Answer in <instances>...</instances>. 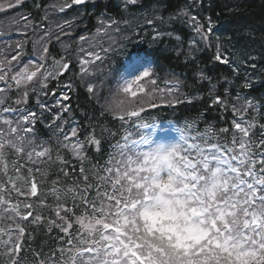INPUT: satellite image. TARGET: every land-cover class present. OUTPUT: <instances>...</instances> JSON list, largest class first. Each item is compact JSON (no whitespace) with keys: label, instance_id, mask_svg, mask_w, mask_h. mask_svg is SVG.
Returning <instances> with one entry per match:
<instances>
[{"label":"trees","instance_id":"obj_1","mask_svg":"<svg viewBox=\"0 0 264 264\" xmlns=\"http://www.w3.org/2000/svg\"><path fill=\"white\" fill-rule=\"evenodd\" d=\"M63 2L22 0L20 6L8 9V4L14 5L15 0H0L3 6L0 9V34L19 31L21 37L0 44L3 54L0 58L9 60L11 57L7 53L20 42L23 49L20 69L30 61L26 58L30 53L41 52L33 35L50 33L42 39L46 40L43 49L48 48L47 59L43 62L53 76L46 80L34 78L19 87L14 81H8L7 92H1L0 97L4 101L0 103L1 107L25 108L36 114L34 121L23 125L32 129L27 134L21 133L26 135L23 152L6 149V173L0 165V185L7 188L5 197H10L12 204H18L20 212L25 206H31L23 215L31 212L32 216L27 220L19 216L17 222L25 230V235L20 238L23 251L19 255L23 259L25 253L36 259L40 257V261H48L49 257L56 259L59 247L69 248L65 244L69 236L82 232L79 219L94 215L93 206L99 208L102 201L107 205L103 193L110 189L101 185L99 177L105 175L103 169L109 166L110 157L116 153L115 146L121 143L124 134L123 121L108 110L107 105L122 83L118 77L119 68L131 50L145 49L152 58V78L157 80V88H173L170 94L167 91L157 93L156 107L145 106L140 119L194 121L204 127L199 131L210 129L223 141H229L235 134L234 122L237 120L234 118L244 116L256 126L257 145L264 139V0H138L127 9L124 0H85V3L61 12L59 7ZM52 5L56 7H50ZM190 16L197 17L204 32L211 25L207 40L201 39L194 26L188 23ZM109 20L117 21L115 28L109 31L111 40L117 43L112 45V51L102 53V61L82 66V56L89 61L92 58L81 52V48L93 52L97 48L91 47L96 40L81 43L79 37H95L97 29L103 28ZM148 20L153 23L148 24ZM65 21L72 22L70 27L63 28L68 35H62L57 28ZM157 32L171 35L158 37ZM98 39L102 47H109V37ZM218 50L229 63L214 59ZM37 55V61L43 60V55ZM54 60L70 66L56 75L61 66L54 64ZM45 83L47 88L42 90L41 85ZM89 84L94 86L93 93L88 91ZM245 84L249 86L245 87ZM148 87L150 89L151 85ZM64 90L69 97L67 101L57 98ZM217 96L223 104L214 103ZM249 100L253 104L251 108H247ZM61 104L66 105L68 111H63ZM5 118L12 120L14 126L18 121ZM133 119L137 118L128 121ZM73 127L77 129L75 137L71 136ZM0 128L8 130L2 122ZM93 136L100 141L99 146L88 142ZM29 140L33 143L29 144ZM77 142L81 145L79 156L71 147ZM33 148L36 151L48 148V155L37 158L33 153L29 160L28 153ZM33 180L38 187L35 196L31 194ZM13 181L20 189L19 193L12 188ZM7 207V204L0 206V230L3 232L8 220L16 215L5 212ZM69 225L70 235H66L63 229ZM1 237L2 234L0 240ZM4 253L0 244V264H7Z\"/></svg>","mask_w":264,"mask_h":264},{"label":"snow or ice","instance_id":"obj_2","mask_svg":"<svg viewBox=\"0 0 264 264\" xmlns=\"http://www.w3.org/2000/svg\"><path fill=\"white\" fill-rule=\"evenodd\" d=\"M137 2L138 0H124L125 9ZM83 3L85 0H71V3L64 0L59 11L63 12L73 5ZM21 4L22 0H15V4L9 3L7 8ZM2 8L0 5V9ZM71 23L65 21L63 25H57L62 35H68L63 32V28L70 27ZM147 23L152 24L153 21L148 20ZM188 23L194 26L201 39H208L212 31L211 25L204 32V26L196 16L188 17ZM116 25L117 21L109 20L103 28L97 29L95 37H79L81 43L96 40V44L91 47L97 48L95 52L81 48V52H86V56L92 58L89 61L82 56V66L102 61V53L112 51V45L117 41L111 40L109 31ZM49 35L46 31L45 36ZM159 35L161 33L157 32V36ZM101 36L109 37L111 42L108 48L102 47L101 40L98 39ZM21 47L19 43L16 45L17 49ZM47 53L48 48L45 47L43 60H30L10 77L17 87L28 84L34 78L43 77L46 80L53 76L43 62L47 59ZM20 56L21 52L17 51L7 65L0 61V70H10L11 62L17 61ZM214 59L229 63L219 50ZM53 63L61 66L56 75L70 66L69 63L61 64V61L54 60ZM8 70L0 74V81L8 79ZM81 71H84L83 67ZM152 76L153 69L147 55L139 52L126 55L118 72L122 83L107 108L118 115L124 124H128L130 118H137L136 127L150 131L137 132L138 139H131L134 133L124 129L125 143L116 144V153L110 157L109 166L103 169L105 175L99 177L101 185L110 189L103 193L107 205L102 201L99 208L93 206L94 215L91 218L85 216L79 219L82 229L79 246L59 249L61 257L68 254L62 264H264V151L260 150L264 149V139L258 145L252 143V126H244L240 122H234V128L242 135L238 144L236 138L233 139L231 148L212 143L207 131L190 135L189 129L196 131L192 124L172 129L176 133L172 139L157 136V124L140 119L141 113L145 111V106L156 107L157 93L167 91L170 94L173 88H157V80ZM204 78L201 74V79ZM248 86L245 84V87ZM45 88L46 83L41 85L42 90ZM4 91L6 90L0 89V92ZM88 91H95L92 84L88 85ZM63 99L67 101L69 97L64 95ZM3 102V98H0V103ZM214 103L223 104V100L217 96ZM60 106L63 111H68L66 105ZM43 107L41 104V108ZM251 107L253 104L249 100L247 108ZM2 111L7 114L13 110L4 108ZM35 118L34 112L21 114L14 126L12 120L0 115V122L8 128L7 131L0 128V165H3L5 173V150L11 148L22 153L26 135L21 133L32 131L31 128H22L20 122L28 123ZM76 134L77 129L73 127L71 136L75 137ZM65 139L68 137L65 136ZM88 142L100 145V141L94 136ZM28 143L33 142L29 140ZM142 145L146 147H141ZM71 147L79 156L80 143ZM48 152V148L40 151L33 148L28 153V158L31 160L33 153L35 157L42 158ZM257 156L259 159H256ZM12 188L20 192L14 181ZM6 191L7 188L0 185V206L7 204L5 212L11 211L20 216V206L12 204L10 197H5ZM37 192L38 187L33 180L31 194L35 196ZM97 194L99 197L100 186L97 187ZM31 216L32 213L27 212L20 219L27 220ZM16 227L19 236L15 237V242L11 229L8 240H0V244L7 249L4 255L11 258L10 264H20L19 254L23 251L20 238L25 235V230L19 225ZM69 227L71 225L63 229L66 235H70ZM0 234H3V230H0ZM69 244L72 245L71 240ZM41 264H48V261H42Z\"/></svg>","mask_w":264,"mask_h":264},{"label":"rangeland","instance_id":"obj_3","mask_svg":"<svg viewBox=\"0 0 264 264\" xmlns=\"http://www.w3.org/2000/svg\"><path fill=\"white\" fill-rule=\"evenodd\" d=\"M162 36L163 35H165V36H169V33H165V34H161ZM42 38L44 39L45 38V36H36V35H33V40H36V47L41 51V52H36V53H38L39 55H42V50H43V45H45L46 44V40H42ZM133 53H136V52H133ZM132 54V53H131ZM5 58L4 57H2V58H0V61H3L5 64H7L8 63V61H10V60H8L7 62L4 60ZM125 60V59H124ZM123 60V61H124ZM11 66V65H10ZM15 66H12V68H14ZM4 70H8L7 68L6 69H4ZM19 70H17L16 72H18ZM10 72H11V70H10ZM15 72V73H16ZM3 73V71H0V74H2ZM12 73V75H14L15 73H13V72H11ZM1 82V81H0ZM256 109H259V107H257ZM147 122V121H146ZM152 122H154V121H150L149 123H152ZM136 123L137 122H134V123H130V124H126L125 125V127L124 128H127L128 129V131H132V130H135V129H138L137 127H136ZM129 125H131V127H129ZM248 125V124H247ZM157 126H158V131H157V136L160 134V129H164V127H162L161 125H159V124H157ZM165 128H176L174 125H172V124H166V127ZM147 130H150V129H143L142 131L143 132H148ZM252 134V133H251Z\"/></svg>","mask_w":264,"mask_h":264}]
</instances>
